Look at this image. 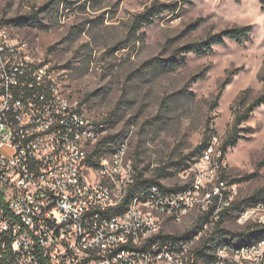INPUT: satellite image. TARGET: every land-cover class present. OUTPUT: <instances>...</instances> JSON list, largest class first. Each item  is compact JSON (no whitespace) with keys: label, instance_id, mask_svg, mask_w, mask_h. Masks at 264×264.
Wrapping results in <instances>:
<instances>
[{"label":"rangeland","instance_id":"374dc122","mask_svg":"<svg viewBox=\"0 0 264 264\" xmlns=\"http://www.w3.org/2000/svg\"><path fill=\"white\" fill-rule=\"evenodd\" d=\"M154 4L177 10L129 37L134 16ZM1 19L11 20L32 56L54 69L67 96L84 101L95 122H107V134L123 140L146 178L163 171L166 188L190 183L192 173L182 169L200 160L205 144L219 148L235 111L264 95V6L257 0H0ZM246 26L251 32L243 43L225 39L206 55L184 53ZM182 56L184 64L173 67ZM226 161L215 180L226 183L233 202L264 188V104L240 126ZM198 217L191 212L163 229L181 235ZM253 224L264 226V206L245 222L232 214L222 228L241 232Z\"/></svg>","mask_w":264,"mask_h":264},{"label":"built area","instance_id":"2783aa9c","mask_svg":"<svg viewBox=\"0 0 264 264\" xmlns=\"http://www.w3.org/2000/svg\"><path fill=\"white\" fill-rule=\"evenodd\" d=\"M108 131L0 21V239L16 264H264V239L215 242L195 254L233 203L226 183L215 180L227 161L214 144L182 169L194 177L186 188L151 185L126 204L136 170L123 140L112 152L101 147ZM191 212L207 218L197 234L158 238Z\"/></svg>","mask_w":264,"mask_h":264},{"label":"trees","instance_id":"16d2710c","mask_svg":"<svg viewBox=\"0 0 264 264\" xmlns=\"http://www.w3.org/2000/svg\"><path fill=\"white\" fill-rule=\"evenodd\" d=\"M186 3H191L192 0H181ZM235 4H239L242 0H233ZM261 6H264V0H257ZM177 8L175 4H154L152 7L146 9L143 13L137 14L134 16L131 24L129 25L128 34L129 37L133 36L136 37V34L145 26L151 25L153 21L158 18L164 12H175ZM3 23H10L11 20H0ZM251 32V27H240V28H231L221 31L218 34L209 36L205 41L196 43L193 45H188L184 48V53H194L196 55L202 56L206 55V53L210 52L214 45H220L224 43L225 39L234 41L236 43H243L244 41L249 40ZM179 50L175 51L177 53ZM179 56V55H178ZM185 56L182 58H178V60L173 61L172 66L176 67L181 66L184 64ZM85 103L84 101L80 102ZM264 104V95L251 103L250 105L246 106L243 110H236L234 113L233 123L231 129L229 130L227 137L223 140L221 145L219 146L218 150L222 153L223 156L227 153V148L230 146H234L237 141L240 139V126L243 125L251 116L253 111ZM103 124L107 126V122L102 121ZM209 123V122H207ZM108 129V127H107ZM109 130V129H108ZM119 141L117 135H108L104 141L101 143L102 148H107L109 152L114 151L116 146L121 142ZM208 146L205 144L203 150ZM134 167L136 170V181L135 184L131 187L129 198L127 199L126 204L129 202L130 197H132L137 191L144 189L151 185H157L162 190L167 191H177L186 188L187 186H175L172 188H166L163 186L159 181L160 179L165 177V174L162 170L157 171L152 178H146L144 176V172L139 170L135 163ZM223 179V178H222ZM235 182V181H233ZM259 203H264V188L261 190L255 191L251 195L246 198L239 199L233 202L229 208V214L225 213L221 216L219 222L216 224L213 231L207 235L205 238L200 240L199 246L195 250V254L201 257L202 250L209 248V245L215 242H235L238 245H250L254 244L261 239H264V226L253 224L251 226L246 227L241 232H231L229 230H224L222 228L225 220L232 214L239 215L244 210L248 208H254ZM207 218L204 216H200L196 219L194 224L192 225L191 229L186 231L181 235H160L158 238L165 239L170 238L172 240H180V239H187L193 237L197 234L198 230L201 229L202 224ZM4 246V248L2 247ZM202 248V249H201ZM0 264H16L14 257L12 256L9 250V242L6 239H0Z\"/></svg>","mask_w":264,"mask_h":264}]
</instances>
